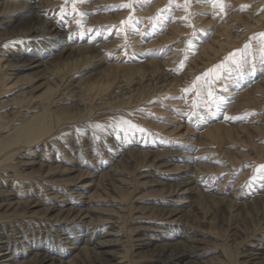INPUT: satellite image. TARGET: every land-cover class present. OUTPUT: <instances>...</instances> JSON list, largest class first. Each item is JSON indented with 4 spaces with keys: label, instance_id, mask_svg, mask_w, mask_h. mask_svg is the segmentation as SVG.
Listing matches in <instances>:
<instances>
[{
    "label": "bare ground",
    "instance_id": "1",
    "mask_svg": "<svg viewBox=\"0 0 264 264\" xmlns=\"http://www.w3.org/2000/svg\"><path fill=\"white\" fill-rule=\"evenodd\" d=\"M47 1L0 0V33L18 32L26 38L25 44L18 39L16 44L2 43L3 47H0V264H231V254L226 247L221 251V244H216L220 239L216 231L213 233V227L208 231H198L190 222L192 219L203 223L210 221V216L203 211L207 204H220L224 207L223 211L229 212L232 209H259L264 206V184L254 194L242 192L244 176H236L238 166L235 165L245 161V157L238 155L233 159L225 153L210 150L195 153L192 147L172 152L158 146H146L139 140L126 144L114 135L108 139L110 145L118 144L120 147L110 148L109 151L106 147L108 154L104 161L97 159L99 152L93 149L87 159L72 160L63 154L59 155L54 150L57 144L49 145L51 142H48L54 130L58 129L55 126L62 121L59 109L53 107L64 99L65 94H60L64 83L71 82L70 87L81 89L85 82L81 79L83 70L75 68L77 71L64 73L65 70L58 69V65L62 66V62L67 60H81L85 64L93 63L92 68L95 70L101 69L99 74L115 70L122 72L126 80L122 82L125 84L119 80L116 87L122 88L127 84V73L145 68L171 70L179 59L176 51L186 42L179 34L186 31L187 27L184 28L181 23L176 24L175 20L170 22L158 40L147 45L141 39L137 43L135 41L136 46L131 47L132 52L128 51L132 56L127 55L128 60H125L121 51H110L109 48L119 42L116 37L109 35L110 32L100 37L85 36L73 40L77 29H82L78 25L76 27L68 22L69 25L64 27L58 19L43 21L42 15L47 14L44 9ZM97 1L100 0H93V3ZM251 2L233 0V8L247 5L249 16H252L254 11L264 5V0H255L256 5L249 6ZM241 12L231 13L228 21L218 27L219 32L227 36L234 29L232 21L246 16ZM207 13L201 16L203 20ZM213 15L208 17V21H203L206 26L215 22ZM258 20L264 23V14ZM217 33L211 34L210 40L200 47L202 55L221 46ZM45 35L49 42L44 41ZM37 39H41V42H37ZM168 43L178 45L176 48H167ZM53 68L58 71H53ZM38 73L43 77V83L38 89L29 93L17 87L26 80L32 81V75ZM116 74L114 76L117 77ZM110 77L108 75V82L105 80L104 86L108 90L116 79ZM263 87L264 77L258 82L250 81L244 88L235 86L229 93L230 109H243L250 103V97L257 95ZM39 92L38 97H33ZM27 96L29 98L25 101ZM56 139L66 141L60 136ZM217 139L218 136H215V142ZM57 140L53 139L54 143ZM41 144L49 146L43 150L40 149ZM184 144L182 147L191 145L188 141ZM257 151L264 153L261 148ZM141 155L151 157L153 161L150 168L141 172L144 181L139 185L162 188L161 193L150 200L152 205L149 207L140 204L143 198H134L136 188H132L129 170L128 173L124 170L126 166L129 168L132 159H138ZM244 165L242 168L245 169ZM37 174L43 175L41 182ZM37 188H41L40 191H35ZM96 204H107L110 208H95ZM148 208L152 217L143 215ZM130 213L133 214L131 219L134 222L143 221L145 224L136 228L128 226L132 235L126 231L124 222ZM94 214L102 218L96 219L92 216ZM44 230L48 232L47 235H42ZM51 230L53 234L48 236ZM262 232L248 242L242 253L243 261L238 264H264V230ZM129 239H132L134 257H138L139 261L127 257L125 247ZM216 252L220 258L217 262L212 257Z\"/></svg>",
    "mask_w": 264,
    "mask_h": 264
},
{
    "label": "rangeland",
    "instance_id": "2",
    "mask_svg": "<svg viewBox=\"0 0 264 264\" xmlns=\"http://www.w3.org/2000/svg\"><path fill=\"white\" fill-rule=\"evenodd\" d=\"M254 1L252 0L249 6L256 5ZM219 3L223 4V10L219 6H214V4L218 5ZM124 4H130L131 7H122ZM233 6V0H100L96 3H93V0H84L83 2L75 0V4H73V0H48L44 5L47 14L42 15L43 21L58 19L62 21L64 27L69 25L68 22H72L76 27L78 25L82 29H77L76 34L72 37L73 40L85 38V36L100 37L110 32L109 35L116 37L115 39L119 41L118 44L109 48L110 51L113 50L111 51L112 53L121 51L125 56V60H128L127 55L128 57L132 56L130 53L132 52L131 47H135L136 45L134 44L139 39H141V42L145 41L146 45L158 40L159 36L164 35L163 31L168 24H171L170 22L175 20L176 24L181 23L184 28L187 27L186 31L179 34V37L182 40L186 39V42L176 51V53L178 52L176 56L179 59L171 70L145 68L137 72L127 73L126 79L128 78V81L122 88H116L118 82L126 81L122 72L115 70L107 74H99L101 69L95 70L92 68L93 63L85 64V61L81 60L79 62L74 60L70 62L68 60L63 61L62 66L61 64L60 66L54 64L55 67L65 70L64 73L73 71L75 68L78 71L83 70L81 79H84L85 82L81 89H74L70 87L71 82L66 83L64 81L65 83L60 91V94H65L63 102L61 101L60 104L53 107L54 109H59L62 121L55 126H58V129L54 130L51 139L48 140V142H51L49 145L57 144V146L54 145V150H57L59 155L63 154V156L70 157L72 160L87 159L88 155H90V150L92 151L93 149L99 152L97 159L104 161L110 148L120 147L118 144L110 145L111 143L108 139L114 137V135L115 137L117 136V140H123L126 144H133L139 140V142L145 143L146 146H158L172 152L181 148L192 147L195 153L210 150L219 154L225 153L233 159L239 155V157H245V161L235 165L238 166V175L236 176H244L241 183V185H244L242 186V192L254 194L259 186L264 184V167H262L264 166V153L257 151L258 148L264 151V87L257 92V95L250 97V103L243 108L244 110L230 109L229 93L237 85L244 88L250 81L258 82L264 77V35H262L264 34V23L258 20L264 14V5L254 11L252 16H249V7L247 5L236 6L235 8ZM206 11L209 13L204 16L203 20L201 16ZM240 11H242V15L246 16H243L241 20L234 19L232 21L231 26L235 30H231L227 36L226 34H221L218 27L223 26L224 22L228 21L231 13L238 14ZM212 15L215 22L206 26L204 23ZM134 21L135 23H133ZM167 21L169 22L167 23ZM89 29L91 33L88 31ZM216 33L220 36L221 46L219 47L220 43H218L217 46L219 48L215 47L212 52H208L209 54L202 55L200 47L210 40L211 34ZM20 36L22 37L18 32L6 31L0 33V47H3L2 43L12 42L16 44L18 39L20 43L24 42L25 44V36L22 38ZM45 36L44 41L49 42L48 36ZM39 41L41 42V39H37V42ZM177 45L168 43L166 46L167 48H176ZM129 50L130 52H128ZM202 59H204L203 62ZM57 68H53V71L57 72L59 69ZM115 74L117 77L114 76ZM108 75H111L110 79H115L116 77L115 84L110 90L104 88ZM151 75L153 76L151 77ZM32 76L34 77L32 81L26 80L18 84L17 87L22 92L32 93L43 83L41 74L38 73ZM149 81H151L150 84ZM122 84L125 83L122 82ZM39 94L40 92L35 93L33 97ZM29 96L25 98V101H27ZM104 98H107V100ZM9 119L6 120L7 124H9ZM240 119L242 122L239 121ZM179 126L182 127L178 128ZM230 128L233 129L231 130ZM58 136L66 141H58L56 139ZM215 136H218L216 142L214 140ZM53 139L57 140L56 143H54ZM185 141L191 143L190 147H182ZM42 145L44 144H41L40 149L44 148L43 150L49 146L45 147ZM90 145L92 146L89 148ZM102 145H104L105 149L101 147ZM184 146L187 145L184 144ZM140 158L132 159V162L128 164L129 168L126 166L124 170H127L125 171L127 173L129 170L128 176L129 178L131 177L130 179L133 182L132 188H136L134 198H143V202L140 204L149 207L152 205L150 200L160 194L162 188L160 186L142 187V185H139L144 181L141 178V174L152 166L151 163L153 161L148 156L141 155ZM243 163L246 165L245 169L244 167L242 168ZM37 175H39L38 180L41 182L43 175ZM40 189L37 188L35 191H40ZM95 208L107 210L110 207L107 204H96ZM222 208L224 207L220 204L218 206L207 204L203 207V211L210 216V221L203 223L200 221L195 222L192 219L190 223L198 231H208L210 227H213V233L216 231L215 234L218 233L217 237L220 239L216 241V244H221L220 250L222 251L225 246L229 254H231L232 260L230 263L238 264L239 261H243V258H241L242 253L248 242L263 233L264 220L262 218L264 217V206L259 209L250 207L232 209L230 212L227 210L223 211ZM132 213L134 214V212ZM132 213L128 214L127 218L124 219L125 229L130 235H132V232L129 231V227L136 228L145 225L143 221L134 222L131 219ZM143 215L145 217L151 215L150 208ZM92 216L96 219L102 218L101 215L97 214ZM47 231L44 230L42 235H47ZM51 233L53 234L52 230L48 236ZM125 251L128 259L131 258L135 262L139 261L138 257H134L132 239L128 240ZM217 253L212 255V257H215V262L220 259Z\"/></svg>",
    "mask_w": 264,
    "mask_h": 264
},
{
    "label": "snow or ice",
    "instance_id": "3",
    "mask_svg": "<svg viewBox=\"0 0 264 264\" xmlns=\"http://www.w3.org/2000/svg\"><path fill=\"white\" fill-rule=\"evenodd\" d=\"M81 2H83V0H81ZM73 4H75V0H73ZM214 6H219L221 10H223V7H224L222 3H219L218 5L214 4ZM122 7H131V5L130 4H124V5H122ZM74 10H75V8H74ZM262 35H264V34H262ZM97 127H99V126L97 125ZM262 167H264V166H262Z\"/></svg>",
    "mask_w": 264,
    "mask_h": 264
}]
</instances>
